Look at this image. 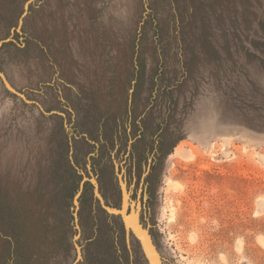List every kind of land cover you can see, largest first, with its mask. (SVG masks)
Returning <instances> with one entry per match:
<instances>
[{"label":"rangeland","instance_id":"374dc122","mask_svg":"<svg viewBox=\"0 0 264 264\" xmlns=\"http://www.w3.org/2000/svg\"><path fill=\"white\" fill-rule=\"evenodd\" d=\"M135 220L264 264V0H0V264H150Z\"/></svg>","mask_w":264,"mask_h":264},{"label":"water","instance_id":"95a60500","mask_svg":"<svg viewBox=\"0 0 264 264\" xmlns=\"http://www.w3.org/2000/svg\"><path fill=\"white\" fill-rule=\"evenodd\" d=\"M129 225L131 226L136 237L139 239L147 258L149 259L150 264H163L157 247L153 242V239L141 225L140 221L135 220L133 222H129Z\"/></svg>","mask_w":264,"mask_h":264},{"label":"trees","instance_id":"16d2710c","mask_svg":"<svg viewBox=\"0 0 264 264\" xmlns=\"http://www.w3.org/2000/svg\"><path fill=\"white\" fill-rule=\"evenodd\" d=\"M82 179H83V177L80 176L79 186L81 185ZM85 184H87V182H86ZM77 193H78V192H77ZM77 193H74V196H75ZM87 195H89V193H88L87 187L85 186V189L83 190V192L81 193V195H80V197H79V202H80L81 205L84 204V201H85L86 197H88ZM74 196H73V197H74Z\"/></svg>","mask_w":264,"mask_h":264}]
</instances>
